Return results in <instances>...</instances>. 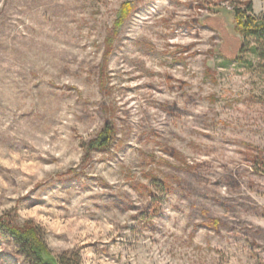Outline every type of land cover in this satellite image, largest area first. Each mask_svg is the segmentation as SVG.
<instances>
[{
  "label": "rangeland",
  "instance_id": "1",
  "mask_svg": "<svg viewBox=\"0 0 264 264\" xmlns=\"http://www.w3.org/2000/svg\"><path fill=\"white\" fill-rule=\"evenodd\" d=\"M249 1L264 18V0H0V264H33L8 223L39 227L47 261L264 264Z\"/></svg>",
  "mask_w": 264,
  "mask_h": 264
},
{
  "label": "trees",
  "instance_id": "2",
  "mask_svg": "<svg viewBox=\"0 0 264 264\" xmlns=\"http://www.w3.org/2000/svg\"><path fill=\"white\" fill-rule=\"evenodd\" d=\"M244 7H237L233 11V24L235 32L242 38L241 56L247 44H252L251 52L264 66V18H257L253 15L254 4L249 1L243 3ZM132 10V4L123 6V13L127 14ZM253 42V43H251ZM239 58V57H237ZM251 64V63H248ZM114 131L111 127H105L98 137L90 144L92 149L106 150L113 142ZM166 187V186H164ZM2 228L22 248L26 257L33 264H71L65 256L47 261L45 256L50 252L41 236L39 227L27 223L23 227H17L12 223L3 224Z\"/></svg>",
  "mask_w": 264,
  "mask_h": 264
}]
</instances>
